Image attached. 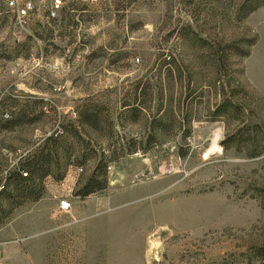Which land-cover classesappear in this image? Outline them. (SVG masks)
Here are the masks:
<instances>
[{"label":"rangeland","instance_id":"374dc122","mask_svg":"<svg viewBox=\"0 0 264 264\" xmlns=\"http://www.w3.org/2000/svg\"><path fill=\"white\" fill-rule=\"evenodd\" d=\"M6 1L0 263L264 264V6ZM40 154L30 201L11 177Z\"/></svg>","mask_w":264,"mask_h":264},{"label":"trees","instance_id":"16d2710c","mask_svg":"<svg viewBox=\"0 0 264 264\" xmlns=\"http://www.w3.org/2000/svg\"><path fill=\"white\" fill-rule=\"evenodd\" d=\"M259 6H264V0H244L242 5L239 6L238 11L245 8L242 15V17H245ZM47 155L49 154L44 156L40 154L38 159L28 162L25 167V169L27 168L26 170H28L27 172L25 170L23 172L18 170L12 174V177L10 176L14 183V191L22 195L24 199L36 201L41 195V190L37 188V182L43 177L51 175L50 169L48 168V161L45 160L47 158L45 156ZM91 181L92 179L87 181L86 186L79 192V196L83 197L101 189V185L98 183H95V186H90Z\"/></svg>","mask_w":264,"mask_h":264},{"label":"built area","instance_id":"2783aa9c","mask_svg":"<svg viewBox=\"0 0 264 264\" xmlns=\"http://www.w3.org/2000/svg\"><path fill=\"white\" fill-rule=\"evenodd\" d=\"M58 2H54L53 5L50 6L48 9V14L50 17H53L56 10L58 9ZM5 6L7 9L14 13L16 23L23 24L25 22V19L28 15V13L32 10V4L29 0H26L22 2L21 4H18L17 0H7ZM0 117L2 119H8L9 115L7 112H1ZM24 175V174H23ZM69 207V204L65 202L64 200H61L58 205V209L60 211H66ZM2 264V263H0Z\"/></svg>","mask_w":264,"mask_h":264},{"label":"crops","instance_id":"0c3cea01","mask_svg":"<svg viewBox=\"0 0 264 264\" xmlns=\"http://www.w3.org/2000/svg\"><path fill=\"white\" fill-rule=\"evenodd\" d=\"M0 256H1V254H0ZM2 257H0V259H1Z\"/></svg>","mask_w":264,"mask_h":264}]
</instances>
